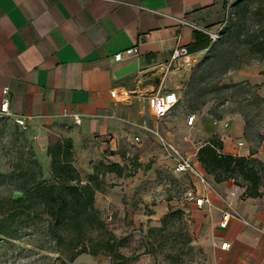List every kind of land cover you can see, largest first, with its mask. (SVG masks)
Masks as SVG:
<instances>
[{
    "label": "crops",
    "instance_id": "0c3cea01",
    "mask_svg": "<svg viewBox=\"0 0 264 264\" xmlns=\"http://www.w3.org/2000/svg\"><path fill=\"white\" fill-rule=\"evenodd\" d=\"M235 1L0 0V101L7 96L12 116L23 117L28 124L62 125L63 135L71 139L74 165L82 174L90 173L99 162L94 158L107 163L108 151L123 148L127 141L140 146L151 137L138 124L153 123L156 91L176 94L183 70L171 58L173 47L192 40L195 23L212 20ZM128 47H136L137 53L113 59L114 53ZM235 74L229 72L224 80L240 79ZM113 87L125 89L127 98L112 97ZM173 111L176 115L170 120L193 145L185 154L201 169L195 152L204 140L194 144L188 133L193 127L186 123L193 112H178V103L167 114ZM75 114L79 122L74 121ZM233 118L231 125L238 129L230 130L231 135L246 141L242 117ZM192 131L215 133L205 131L198 116ZM219 138L223 151L264 162L262 145L251 154L243 143L242 153H236L228 149L227 139ZM173 143L182 146L175 137ZM188 176L185 190L195 188L208 198L202 206L183 199L191 232L206 253L205 264H264V192L244 195L243 185L232 179L214 182L209 175L213 190L204 192ZM262 189L264 182L258 188ZM172 201L166 199L165 208ZM225 210L234 215L221 226ZM223 242L225 248L220 247Z\"/></svg>",
    "mask_w": 264,
    "mask_h": 264
},
{
    "label": "rangeland",
    "instance_id": "374dc122",
    "mask_svg": "<svg viewBox=\"0 0 264 264\" xmlns=\"http://www.w3.org/2000/svg\"><path fill=\"white\" fill-rule=\"evenodd\" d=\"M234 3L222 7L219 15L214 16L212 20L195 23V29L207 33L211 40H216L215 35L224 32L233 18L231 11ZM207 54L206 49L195 53L186 51L175 58L177 65L183 70L176 88V95L180 99L177 102L178 112H183L184 115L193 112L195 115L191 124L193 128L198 116L205 131L215 130L212 134L227 139L228 149L236 153H242V149L237 145L238 137L232 136L230 130L237 131L238 126L231 125V122L234 123L233 117L236 114L240 115L243 122L244 119L247 120L248 139L244 137L246 140L244 141L240 138L242 144L249 145L250 150H257L261 145L264 147V138L259 140L257 135L258 133L264 135V100L255 98L249 87H245L239 95L226 93L219 98H211L196 109L188 108L185 98H181L191 75L194 76L197 85V82H200L197 75L201 70L205 71V75L209 72L215 73V66L202 64ZM229 72L236 73L235 77L240 78L235 81L247 80L250 84H258L257 92L264 98V60L228 71L223 75L221 82H229L224 80ZM211 80L209 77L205 78L201 85ZM215 93L207 89L203 97H212ZM149 112L147 108V113ZM241 114H244V117ZM175 115L176 112L173 111L159 119L153 118V123L149 122V125H156L172 142L175 137L182 145L178 146L179 150L185 153L193 148V145L190 141L184 140L176 124L170 120V117ZM213 119L227 120L229 125L223 129L215 125ZM192 129L188 133L193 137L194 144L209 138L208 135L199 132L192 133ZM63 130V126L58 123H26L22 126L12 118L1 115L0 172H8L15 164L23 165V158L19 156L17 149L27 151L30 147L39 163L44 166L43 175L50 179L46 146L57 138L65 137ZM125 143L123 148L106 153L110 155L108 160L120 161L125 168L121 175L108 171L102 175L103 182L101 189L95 192L94 203L99 208L107 228L117 237L119 250L128 257L126 264H205L206 253L191 232L189 215L183 201L184 189L190 184V177L173 172L171 158L164 154L154 138L148 136L140 146L134 142ZM94 160L100 161L99 158ZM82 175L84 178V173ZM0 193H7L6 180L0 179ZM169 195H172L173 201L165 208L164 201ZM169 211L165 229L162 232L150 231L149 227L161 225V216ZM45 246L44 240L36 236L30 237L26 233H21L19 238L10 239V242L0 240V264H46L48 260L44 255L53 254ZM68 264H110V258L101 254L95 256L80 254Z\"/></svg>",
    "mask_w": 264,
    "mask_h": 264
},
{
    "label": "trees",
    "instance_id": "16d2710c",
    "mask_svg": "<svg viewBox=\"0 0 264 264\" xmlns=\"http://www.w3.org/2000/svg\"><path fill=\"white\" fill-rule=\"evenodd\" d=\"M233 7L230 24L216 40L194 29L192 40L184 45L188 53L206 49L208 54L202 64L215 66V73L205 75L204 70L198 73L200 82L197 85L192 75L186 82L181 98H185L190 109L226 93L239 95L245 87L250 88L255 98L264 100L257 92L256 83L250 84L247 80L221 82L228 71L264 60V0L259 3L237 0ZM208 77L212 80L201 85ZM207 89L216 92L215 95L204 98ZM246 124L244 119L243 135L248 139ZM257 135L259 140L264 138L261 133ZM222 147V140L216 135L205 139L195 152L201 167L198 169L211 176L214 182L232 179L233 183L243 185L244 195L256 196L264 192V189L258 190L264 182V162L253 156L225 152ZM17 152L23 158V165L15 164L8 172H0L7 189V193H0V240L10 242L21 233L44 240L45 247L53 254L44 255L48 260L46 264H68L80 254L107 255L110 264H126L128 257L119 250L117 237L107 228L94 203L95 192L101 189L102 175L107 171L121 175L124 164L99 161L83 178L73 163L71 139L62 137L46 146L50 176L46 179L44 166L30 147L27 151L18 148ZM254 152L251 149L250 153ZM171 198L172 195L166 197L167 200ZM169 214L170 211L163 214L161 225L149 227V230L162 232Z\"/></svg>",
    "mask_w": 264,
    "mask_h": 264
},
{
    "label": "built area",
    "instance_id": "2783aa9c",
    "mask_svg": "<svg viewBox=\"0 0 264 264\" xmlns=\"http://www.w3.org/2000/svg\"><path fill=\"white\" fill-rule=\"evenodd\" d=\"M218 35H215V37ZM137 53L136 47H128L124 49L123 51H118L113 54V59L118 61L121 59H124L126 57H131ZM186 53V48L184 45L176 43L175 46L172 49L171 58L175 59L178 55ZM3 91L7 93V87L3 88ZM109 94L118 99V100H124L127 98V91L123 88H110ZM177 95L170 90L156 91L152 96V109H153V115L156 119H159L160 117L166 115L172 107L177 103ZM227 102V100H225ZM5 116L12 118L17 124L24 126L26 124V119L23 117L18 116H12L9 107H8V97L4 96L0 101V116ZM74 121L79 122V116L73 115ZM195 115L193 113L189 114L186 118L187 124H192L194 121ZM213 123L215 125H219L221 128L226 129L228 126L227 120H219V119H213ZM138 126L148 135H150L152 138H154L161 148L163 149V152L165 155L169 156L172 160V169L173 172L177 173H187L188 175L194 177L196 181L199 183L201 188L205 191L213 190L212 186L206 176L202 171H200L191 161L190 157L182 153L175 145L174 143L161 131L158 129L157 126H150L145 123H140ZM135 140H138V136L134 137ZM238 146L242 145V142L239 141L237 143ZM83 183L84 180H81ZM183 199L185 202H193L197 206H202L204 203L208 202V198L206 194L198 193L195 188H187L185 190ZM234 213L230 211H222L221 221L220 225L225 226L227 220L232 217ZM110 216V215H109ZM227 246V242H223L220 244L221 248H225Z\"/></svg>",
    "mask_w": 264,
    "mask_h": 264
}]
</instances>
